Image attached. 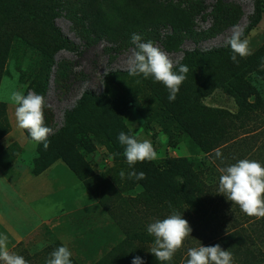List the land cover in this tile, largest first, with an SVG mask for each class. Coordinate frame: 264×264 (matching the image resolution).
I'll use <instances>...</instances> for the list:
<instances>
[{
    "label": "rangeland",
    "instance_id": "rangeland-1",
    "mask_svg": "<svg viewBox=\"0 0 264 264\" xmlns=\"http://www.w3.org/2000/svg\"><path fill=\"white\" fill-rule=\"evenodd\" d=\"M83 2L91 6L92 18L83 11ZM96 3L55 0L54 25L69 42L60 49L45 14L29 22L17 0L0 3L2 21L13 17L16 25L0 36V181L8 180L0 186V218H7L11 227L3 222L0 230L9 238V250L28 264H46L60 246L69 248L72 264H132L136 256L144 264H161L149 251L154 237L147 226L176 209L192 231L164 264H186L189 248L216 244L232 253L233 264H264L258 243L233 223L232 203L213 199L209 203L208 197L206 214L194 213L187 202H162L170 195L157 184L149 199L142 184L127 178L140 162L130 168L124 147L118 150L109 139L119 143L123 131L150 140L157 152L151 161L155 176L169 160H184L204 170V181L217 185L216 194L221 168L240 159L264 166V0H98L100 14ZM133 11L138 17L126 22L122 16ZM111 19H121L122 24L114 26ZM234 25L243 28L242 39L247 38L252 49L251 55L238 56V63L225 46ZM133 33L167 53L174 71L181 64L189 68L174 102H169L162 83L128 74ZM40 35L52 45V60L39 43ZM188 53L198 55L187 61ZM47 73L45 110L51 122L46 126L53 132L45 150L17 126L10 96L15 91L36 93ZM85 92L98 97L106 93L110 103H87L83 127L59 136L67 114ZM240 103L250 110H242ZM211 128L229 147L221 152L222 158L200 147L203 139L210 138L206 132ZM41 187H45L41 198L33 199ZM136 232L152 243L133 240Z\"/></svg>",
    "mask_w": 264,
    "mask_h": 264
},
{
    "label": "clouds",
    "instance_id": "clouds-1",
    "mask_svg": "<svg viewBox=\"0 0 264 264\" xmlns=\"http://www.w3.org/2000/svg\"><path fill=\"white\" fill-rule=\"evenodd\" d=\"M243 34V28L234 25L232 34L225 39V46L230 47L232 51L230 58L235 63H238V56L245 58L252 54L250 41L247 38L242 39ZM131 43L135 47L126 59L128 74L133 77L142 75L145 79L151 77L154 82L162 83L168 90L169 102H174L189 68L181 64L178 71H174L175 64L167 53L150 40L142 42L140 34L133 33ZM104 74H108L107 68ZM10 101L16 105L17 126L27 130L32 141L43 144L44 149L47 150L50 144L48 137L53 129L45 125L44 110L48 106L46 98L35 92H28L25 95L21 91H15L11 94ZM118 141L124 146L123 156L130 168L138 162H151L157 159V152L148 139H140L122 131L118 134ZM216 157L222 158V153L217 151ZM219 171L221 173L218 181L219 194H223L247 216L264 218V166L256 160L240 159ZM119 175L121 179H124L126 173L121 170ZM127 178H135L139 181L146 179V174L132 170L127 173ZM191 231L189 222L175 211L166 218L156 219L147 226V233L154 237V244L149 251L161 264L169 262L183 247ZM8 245V236L0 233L2 264H28L23 256L11 252ZM39 247L42 248L43 245ZM71 256L72 253L67 246H60L50 254L46 264H72ZM187 257L186 264H233L232 253L229 250H223L219 244L189 248ZM132 264H144V261L136 256Z\"/></svg>",
    "mask_w": 264,
    "mask_h": 264
},
{
    "label": "trees",
    "instance_id": "trees-1",
    "mask_svg": "<svg viewBox=\"0 0 264 264\" xmlns=\"http://www.w3.org/2000/svg\"><path fill=\"white\" fill-rule=\"evenodd\" d=\"M3 1L5 2V0H0V3ZM17 1L20 3L21 9L25 12L26 16L28 17L27 21L34 22L35 17L40 14H45L48 17L49 25L52 31L54 32L53 39L55 40V45L58 46L57 47L58 49L63 48L65 45L69 44L67 39L61 35L60 31L54 25L55 14H53V7L55 5V0H17ZM84 5L86 6V4L83 2L81 6L84 7ZM96 7H97V13L100 14L102 10L99 8L98 0L96 3ZM234 10L235 13H237V10L235 8ZM83 11H85V13L89 18L93 17V13H92L93 10L91 6L89 5L86 6ZM94 12L96 13V10H94ZM122 17L127 22L138 17V14H135V12L133 11L130 14L123 15ZM14 21L15 20L13 17H11L8 21L5 22H3L2 19L0 18V36L2 32H4L5 30L8 31L11 28L16 29V25H13ZM111 21H113L114 26L122 24L121 19L119 20L111 19ZM116 31H118V29ZM131 31H133V29L128 28V32ZM94 32L96 33V31ZM38 37H40L39 43L41 44L43 51L45 53L47 52L49 55V59L52 60V56H53L52 45L46 44V41L43 39L42 35ZM195 55H198V53H188L186 57L187 61H189L190 57L192 58ZM49 67L51 68L50 65ZM113 75L118 76L119 74L115 73ZM48 81H49V75L47 73L45 74V76L42 77L41 82L37 85L35 89L36 94H41L44 96L47 93ZM256 98L260 105L261 100L259 99V96H256ZM96 100H105V102L110 103L109 97L106 93L102 97H98L96 94L92 92H85L81 100L79 101L77 107L67 114L65 127L62 130H60V132H58L57 134L60 136L61 134H64L66 132L69 133L74 131L75 129L83 127L82 111L84 110L87 103ZM118 104L122 105L123 107H126L125 103L119 102ZM239 105L242 110H247V111L250 110V106L247 105L246 103H240ZM0 108H2L1 104H0ZM44 116H45V125H49L51 122V118L46 110H44ZM206 134L210 138L203 139L202 146H200L201 149L205 151V153H208L210 155H215V158H217L216 157L217 151L223 152L229 148L228 146H223L225 142L220 143L219 139L216 138V136L221 134H219L215 128L209 129L206 132ZM109 139L114 143V145L117 147L118 150H120V147H124L120 145L118 142H116V138L110 136ZM74 169L77 171L78 175L80 176L82 175L79 169L76 168ZM135 171L137 173L144 172L146 174V179L139 181L136 180L135 178L134 179L143 185L145 189V194L149 199L152 198V196H155L153 192L157 184L163 189L168 190L170 195L167 201H162V202H169L173 205H176L175 203L178 204L179 202L182 203L187 202L189 203V211H192L194 213L200 211L205 213L204 209L208 205L206 204L208 197H209V203L212 201V199L215 202L219 201L225 204L226 202L232 203L231 201L227 200V198L224 195L220 196L218 189H217V194L214 193V188L217 187V185L213 184L209 186L205 183L204 181L205 174L203 172L204 171L203 169H196L195 166L190 163L188 166V164L184 160H180V159L169 160L168 162L165 163L161 172L156 176L153 173V166L149 161H145L142 163L140 162L139 168ZM154 177H156V179H154ZM83 180L87 184V180L85 178H83ZM188 186H189V192H188ZM187 192L189 194H187ZM173 193H175L176 195H173ZM233 205H234L233 211L235 212V213L233 212V214H236V217L233 218V223L236 225V227L238 226V231H240L242 235L249 238V240H254V242L258 243L256 244L257 253L262 257H264V218L249 217L246 214H244L237 205L235 204ZM175 211L177 210L175 209ZM133 240L137 241L138 243H144V244L152 243V240H148L145 236H143V234L137 232L136 234L134 233Z\"/></svg>",
    "mask_w": 264,
    "mask_h": 264
},
{
    "label": "crops",
    "instance_id": "crops-1",
    "mask_svg": "<svg viewBox=\"0 0 264 264\" xmlns=\"http://www.w3.org/2000/svg\"><path fill=\"white\" fill-rule=\"evenodd\" d=\"M42 177V176H41ZM8 182V180H6V178H4L2 181H0V186H5V183H7ZM9 186H10V182H9ZM32 186V185H31ZM45 189V187H41L39 190H37L36 192H33L34 194H33V196H32V198L34 199V197H36V198H41V196H42V194H43V190ZM25 201V200H24ZM3 216V215H2ZM5 223L7 226H9L10 227V221H8L7 220V218L5 219L4 217L3 218H0V224H2V223ZM11 228V227H10ZM0 233H1V230H0Z\"/></svg>",
    "mask_w": 264,
    "mask_h": 264
}]
</instances>
